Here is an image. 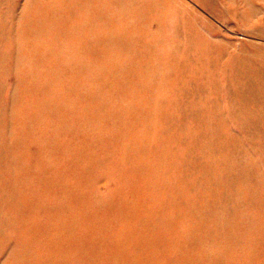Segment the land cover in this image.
Returning <instances> with one entry per match:
<instances>
[{
  "label": "bare ground",
  "instance_id": "bare-ground-1",
  "mask_svg": "<svg viewBox=\"0 0 264 264\" xmlns=\"http://www.w3.org/2000/svg\"><path fill=\"white\" fill-rule=\"evenodd\" d=\"M193 1L214 20L187 0H25L13 15L26 24V37L17 31L11 55L0 50L17 67L16 86L7 99L0 96V264H81L104 255L89 228L94 253L75 260L66 250L79 241L68 223L79 221L73 214L67 221L65 213L85 193L68 182L89 178L96 165L161 178L186 179V173L182 188L172 186L176 177L169 185L177 212L169 222L190 219L195 231L180 229L181 222L175 253L196 243L194 264H264V53L251 49L264 44L251 40L242 50L244 41L215 22L264 36V0ZM20 101L34 114L29 120L16 108ZM123 126L131 130L120 134ZM106 131L115 135L123 165L112 159L108 136L99 138ZM35 159L36 172L28 169ZM210 182L221 189L215 198L222 194L220 200L234 205L222 209ZM190 183L199 194H212L202 212L182 200L185 190H195ZM42 197L60 201H35ZM94 200L101 207L98 193ZM213 207L220 213L216 223ZM117 210L116 224L134 213Z\"/></svg>",
  "mask_w": 264,
  "mask_h": 264
},
{
  "label": "rangeland",
  "instance_id": "rangeland-1",
  "mask_svg": "<svg viewBox=\"0 0 264 264\" xmlns=\"http://www.w3.org/2000/svg\"><path fill=\"white\" fill-rule=\"evenodd\" d=\"M9 1L11 0H8L6 2ZM24 1L25 0H15L13 2L11 1L12 5L9 4L8 7L5 4L6 2L0 1V32L1 29L5 30L6 32L3 33L4 35L0 39V50H2L3 53H6L7 55H11V53L13 52V45L16 46V44L19 43L20 38L18 37L17 31L22 32L24 30L21 38L24 39V37H26V24L13 20V15L16 12L21 11L23 4H25ZM187 1L189 2V4L203 10L205 14H207L211 19L214 20L212 15L202 9V7L198 3L194 2L193 0ZM13 3H16V5ZM215 22L219 23V25L224 29L225 33L232 38L234 37L237 42L244 41V44L242 43L241 45H238V47L242 50L247 49L246 43L251 40L256 41L257 43L260 42L264 44V36L254 34L245 35L243 30H239L238 27H236L237 24L235 26H232L228 23L216 19ZM233 24L235 23L233 22ZM262 26H264V18L262 21ZM259 46L263 45L259 44L252 47L251 49H257V51L260 50L262 53H264V48H260ZM1 55L0 96L3 99H7L8 95L11 94L12 89L16 86L17 83V67L14 58L10 61L8 60L9 58H6V60L9 61V64L8 68L5 69L3 65L6 63V60H2ZM2 79L3 81L1 82ZM20 107H22V120H29V118L34 116V114L28 110L27 104H21L20 101L19 104H17L16 108L19 109ZM111 124L113 125V122ZM157 125L159 128H162L163 122H160ZM123 127L125 128L120 132V134H127L129 130H131L128 126ZM107 131H109V126ZM107 131L102 135L100 134L99 138H106L108 136V147L112 152V159H115L118 164L123 165L121 160V156L123 153L120 152L118 141H116L114 134H108ZM153 140H155L154 142L160 144L157 135L153 136ZM125 141V145H128L127 143H130L129 139ZM135 146L137 148V145ZM182 148L187 149V146L178 145L179 150H182ZM100 154L102 156H105V150L100 152ZM153 157L154 156H152V153L150 152L149 157L146 158V163H149L151 159H153ZM159 157H162V153L158 155L157 159H160ZM167 157L168 156H166V158ZM173 158L174 160H176L177 156L175 155ZM133 159L134 161H141V159L136 155ZM29 160L28 165L30 163ZM31 163L33 164V168L28 169L36 172V159L31 161ZM193 165L199 168L198 163H193ZM214 167L221 172V170H219V160L215 159ZM117 172L118 170H116V167L108 168L104 165H96V167L93 168V171L89 178H76L73 181L70 180L68 182V187L77 189L78 186V189H82L83 191H85L84 196L81 199L77 198V200H75L74 202H71L70 200L69 203L72 204V212H67V215L65 213V219L67 221H70V216L72 214L76 218H78L79 221V225H75L74 227L68 223V227L72 232H70V234H72V238L74 240H76V238L79 239V241L76 240V243L69 242L66 244V250L67 252H70L68 254H70V256H73L75 260H79L81 258L86 259V254L88 252L94 253V251H96V248H94V243L88 239L87 233L89 231L87 230V228H89V230L92 229V231H94L98 238H101L102 245L104 246V255H102L101 258L97 257L96 260H93V262L82 261L83 263L81 264H107V259L110 261L109 264H166V261H168L169 259L172 261L176 260L178 264H194L193 257H196L195 251L199 249V246L196 243H187L183 247L182 253L179 254L178 252L175 253L176 247L173 245V242L175 240H178L179 238V234H177L176 232H178L182 221H184L185 227H182L180 229L190 230L191 232L195 231V223H193V221L190 219L181 218L179 220H176V218L174 227H172L171 223L169 222L170 218L174 217L172 216V202L168 201V199L171 198L169 185L176 176L168 174V176L161 178L157 174H153L148 170H143L142 173L136 171L127 172L125 170L121 171L120 173ZM206 176L207 175H204L203 178L206 179ZM176 178L178 179L179 184L172 182V186H181V188L190 179L186 173L184 175V178L186 179H179L178 177ZM190 184L193 185L194 188V183ZM209 184L211 187V182ZM212 188L216 189L213 195L215 198V195L217 194V192L221 191V189H218L215 186H212ZM232 189L230 191V194L232 192ZM97 193L101 201V207L95 205L96 202H98V200H94V196ZM199 193L201 192H199L198 189L188 192L187 190H185L182 196V200L184 202L192 203L193 208L202 212L207 208L208 204L206 200H210L212 194L209 191L202 193V195ZM221 197H223L222 194L220 196H216L215 199H217V204H220L222 209L229 208L228 205L230 203L234 205L233 199L220 200ZM43 198L44 197L37 198V200L35 201H37L38 203H43L44 201H46L49 202L50 205H55L57 201H60L58 197L55 199H53L52 197H48V199ZM166 204L169 205L167 206ZM73 205L76 206V212H74ZM110 205L112 207H110ZM94 208L97 209L96 212ZM116 209H122L124 210V212L133 210L134 213L131 214L128 221L121 222L122 224H116L115 215L119 216L120 214L118 210V213L116 212ZM157 210H159V213H157ZM212 210L215 217H212L210 219V222L216 223L218 219L217 216L220 213L218 209H215L214 207ZM242 211L243 210L241 209V212ZM173 213L177 214V212L174 210ZM161 217L162 222L160 221L157 223V219ZM257 218L259 217L257 216ZM155 219L156 221H154ZM164 220H166L167 224L163 223ZM206 220L207 218L205 219V217L201 219L202 223ZM157 231L160 233H158ZM77 232L79 235H76ZM229 232L227 231L226 233L230 234ZM147 235L154 236V239L149 238V240H145ZM214 240L215 239H213V243L216 244ZM151 241H153L154 244L159 247L158 252H154L152 250L153 244ZM216 249L217 248H213L212 251L216 253ZM182 255H185V258ZM4 257L5 254L3 252L0 253V262L3 261ZM116 257H118L119 260H117Z\"/></svg>",
  "mask_w": 264,
  "mask_h": 264
}]
</instances>
